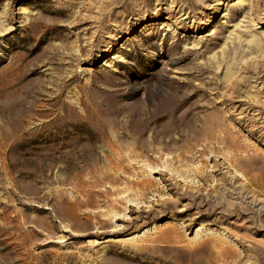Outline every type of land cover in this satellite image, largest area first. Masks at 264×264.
<instances>
[{
  "label": "rangeland",
  "instance_id": "obj_1",
  "mask_svg": "<svg viewBox=\"0 0 264 264\" xmlns=\"http://www.w3.org/2000/svg\"><path fill=\"white\" fill-rule=\"evenodd\" d=\"M239 1L0 0V264H264V57L231 42L264 41V0Z\"/></svg>",
  "mask_w": 264,
  "mask_h": 264
},
{
  "label": "bare ground",
  "instance_id": "obj_2",
  "mask_svg": "<svg viewBox=\"0 0 264 264\" xmlns=\"http://www.w3.org/2000/svg\"><path fill=\"white\" fill-rule=\"evenodd\" d=\"M243 3H244V0H240L239 1L240 5L243 4ZM235 12H236L235 10L231 12V16L232 17H234V15L236 14ZM249 19H250V22L254 25V19L250 18V17H249ZM245 28H247V25H245ZM245 30H247V29H245ZM247 33L248 34H246V35L245 34L238 35L237 37H234L235 39H232V41H231V42H233L234 40L237 41V44H238V47H239L240 51L244 52V54L239 56L240 62H245V60H247L248 58H252L253 56H255V53H256V56L264 57V41H263V39H261V36L259 34H256L253 31H250V30H248ZM215 45H216L215 42H211L206 47L208 49H210V50H213L215 48ZM233 50H235V45H233ZM227 52L228 51H226L225 48H223L221 50V52H220V56L217 53H214V54H212L209 57L210 60L209 59L208 60L210 62H212V63H216V62L219 63L220 59H222L223 57L229 55ZM237 62H238V60L232 62V65H227L226 66V70H225V73H224L225 83H228L235 76L236 70L234 69V65ZM257 63L258 62H256L255 64H257ZM219 66H217V67H219ZM206 84H208V83L206 82ZM206 84L203 82V80H201V81H199L198 85L200 87H204ZM236 86H237V82L236 81L231 83V86H230L231 93L230 94L236 92V90H235ZM210 105H211V103L209 101H205L204 102V107H202V108L207 107V109L210 110V111H205L203 113V115L210 117L212 120H215V123H214L215 128H217V129L221 128L222 123H221V120H220V117H221L220 110L213 109V108L210 107ZM209 107L211 109H209ZM220 136H221V133H220L219 137ZM245 148H247V146H244L243 151H246Z\"/></svg>",
  "mask_w": 264,
  "mask_h": 264
}]
</instances>
